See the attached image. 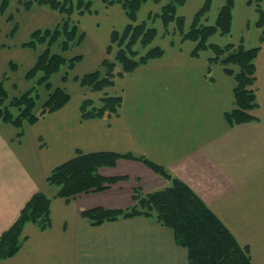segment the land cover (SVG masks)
<instances>
[{
	"label": "crops",
	"instance_id": "crops-1",
	"mask_svg": "<svg viewBox=\"0 0 264 264\" xmlns=\"http://www.w3.org/2000/svg\"><path fill=\"white\" fill-rule=\"evenodd\" d=\"M166 1L152 0L148 13H160ZM205 1L187 0L178 9V15L185 18V31ZM225 1L213 0L202 24L214 25ZM249 1L235 0L231 33H216L209 44L226 46L243 41L247 48L261 45L258 12ZM98 8L106 14H118L106 31ZM92 9L93 13L73 16L86 33L77 47L87 53L71 72L80 66L96 69L106 57L114 59L117 47L109 56L107 53L111 33L113 29L124 30L129 23L119 4L107 6L100 1ZM156 21L158 35L150 47L163 48L162 57L118 78L104 92L94 93L71 81V73L63 82L64 74L61 85L67 90L69 83L78 86L75 94L69 92L71 100L66 106L26 124L20 137L21 130L15 126L0 124V234L16 221L36 193L53 199L51 227L27 224L20 250L0 264H189L188 250L177 244L174 230L153 217L141 215L94 226L82 215L98 207L126 210L134 204L136 188L150 193L171 185L170 179L143 161L122 158L114 167L101 168L105 177L123 178L106 191L70 200L55 197L58 188L47 184L48 175L78 152L132 154L162 165L173 178L188 185L238 242L249 248L255 264H264V43L256 58L258 107L251 112L258 120L231 126L225 114L235 108L234 76L220 63L210 64L214 57L211 50L193 56L196 43L183 40L174 23L170 34L164 35L162 21ZM59 23L35 30L53 29ZM23 44L2 43L0 49L25 48ZM11 63L19 69L12 58L9 69ZM104 93L123 98L119 113L111 118L83 119L82 102L95 100L97 94L98 101L93 102L99 106Z\"/></svg>",
	"mask_w": 264,
	"mask_h": 264
},
{
	"label": "trees",
	"instance_id": "trees-1",
	"mask_svg": "<svg viewBox=\"0 0 264 264\" xmlns=\"http://www.w3.org/2000/svg\"><path fill=\"white\" fill-rule=\"evenodd\" d=\"M107 6L121 4L129 20L123 31L113 30L111 43L107 49L108 56L114 47L117 52L114 59L106 57L100 69L83 76H74L73 81L93 92H104L115 85L118 78L135 72L147 65L151 60L164 55L161 47H150L158 35L155 26L150 25L156 19L163 24L165 34L170 32L171 24H175L183 40L196 43L193 56H199L202 51L211 50L214 57L210 64L220 63L226 73L236 80L235 108L225 114L231 126L258 120L252 111L258 107V100L254 85L256 83V58L264 43V9L262 0L255 2L258 12L256 26L261 29L258 47L247 48L243 41L239 44L219 46L209 44L208 40L216 33L229 35L232 30L235 0H226L219 11L214 25L202 24L208 14L212 0H206L203 7L196 13L192 26L185 31V18L178 15V8L187 0H168L160 13H150L149 19L138 23V13L148 0H102ZM95 0H19L20 9L31 11L34 7H47L61 15L60 23L53 29H37L30 35V40L23 47L38 51L35 65L26 73V79L36 80V85L19 96H11L6 88V79L0 82V124L7 123L15 126L23 136L26 124H34L46 115L56 112L66 106L71 95L64 86H54L51 78L68 69L63 76V82L69 78L82 59L83 55L67 58L65 54L79 46L86 37V33L74 20L75 12L80 16L93 13ZM12 0H0V15H4L10 8ZM11 14L8 20H14ZM18 30L15 24L13 33ZM58 46L59 52L54 48ZM11 70L17 71L18 65L11 63ZM71 75V74H70ZM44 87L48 92L42 103L41 111L36 112L40 100L39 88ZM101 106L86 99L81 104L83 119L111 118L119 113L123 98L104 93ZM16 109V112L14 110ZM135 159L146 163L158 174L171 180V185L165 189L143 193L140 188L134 190V204L126 210L107 208H93L82 215L90 220L92 225L98 226L105 222L136 216L155 218L161 225L169 227L175 232L178 245L188 250L189 264H255L247 246H242L233 233L224 225L206 203L183 181L173 178L162 166L145 157L132 154L114 152H96L78 154L57 166L47 177V184L58 188L55 197L67 200L81 194L106 191L123 178L105 177L100 173L103 167H114L118 160ZM52 198L43 192L36 193L21 209L16 221L0 234V260L14 256L21 248L24 240V228L27 224H36L41 229H48L52 225Z\"/></svg>",
	"mask_w": 264,
	"mask_h": 264
},
{
	"label": "rangeland",
	"instance_id": "rangeland-1",
	"mask_svg": "<svg viewBox=\"0 0 264 264\" xmlns=\"http://www.w3.org/2000/svg\"><path fill=\"white\" fill-rule=\"evenodd\" d=\"M100 1H102V0H95L92 8L94 6L96 7V5H98V3ZM155 1L158 2L159 0H155ZM167 1H166V3H167ZM149 3H152V0H148L146 3H144L140 12L138 13V18L140 20V21L137 20L138 23H141V22L149 19V15L151 13V12L148 13L150 10L149 7H152L151 6L152 4H149ZM117 4H119V3H117ZM252 4L255 7L254 1H253V3H251V5ZM119 5H121V4H119ZM146 5H148V6H146ZM211 5H212V3H211ZM261 6H262V3H261ZM98 10H100L99 11L100 14H98V15L100 17L99 21H101L102 25H103L102 29L106 31V30H108L109 25L112 23V19L118 17V14L115 13L114 11L106 14L105 11H103L102 9L98 8ZM210 10H211V7H210L208 13L210 12ZM75 13H76L75 15H77V14L79 15V12L76 11ZM11 14L14 15V17H15L14 20H8V17ZM61 18L62 17L60 14H58V12L53 11L47 7L36 6L31 12L22 10V9H20L19 0H12V3L10 5V8L7 11V13H5L4 15H0V45L2 43H6L7 46H12V44H22V43L28 42L30 40L31 33L36 28L54 27L57 22L61 21ZM15 24H18V30L13 33V29L15 27ZM150 25L158 27V21H156L155 23L154 22L152 23V20H150ZM119 30L120 29H118V31ZM122 30H120V31H122ZM168 34H170V32ZM168 34H165V32H164V35H168ZM43 49H44V47H42V46L39 47L38 51H33V50H30L27 48H20V47L19 48H13L12 50H10L8 47L6 48V50H4L3 48L0 49V81L5 80L6 76L10 77L9 80L6 79V80H8L6 82V88L9 90V93L12 97L13 96H19L22 93L26 92L27 90H29L30 88H32L33 86L36 85V80L29 81L26 79V73L31 68V66L34 64V62L36 60V56H38L39 52ZM54 50L56 52H59L58 46H56L54 48ZM85 51H86L85 48L75 47L72 50H70L69 52H67L65 54V56L67 58H71V57H74L78 54H83ZM86 53H87V51H86ZM11 58L19 63V69L16 72H12V70L9 69V60ZM97 66L98 65H95V67H94L96 69H87V67L80 66L83 68L80 69V67H79L77 70H74L73 72H71V76L73 77L74 73L75 74H83L84 72L89 73V72H92V70L95 71V70L100 69V67H97ZM85 70H87V71H85ZM66 71H67V69H66V67H64L60 73L55 74L51 78V81L53 82V84L61 85V81H60L61 76L64 75ZM72 77H71V81H73ZM14 84L17 86L16 88H14V86H13ZM61 86H63V85H61ZM67 88H68V90H67L68 92H72L73 94H75L74 89L78 88V86H76V83H72V84L69 83ZM94 93H97V92H94ZM47 95H48V92L44 89V87L43 86L40 87L39 88L40 100L38 101L37 107H36L37 113H39L41 111L42 103L45 101V98L47 97ZM101 95L102 94H99V96H101ZM93 97L96 98L93 101H98V98H97L98 95L97 94L94 95ZM99 105L101 106V104H99ZM95 106H97V105H95ZM14 112H16V109L14 110ZM57 193H58V191H57Z\"/></svg>",
	"mask_w": 264,
	"mask_h": 264
}]
</instances>
